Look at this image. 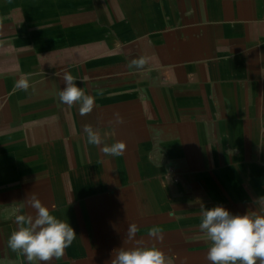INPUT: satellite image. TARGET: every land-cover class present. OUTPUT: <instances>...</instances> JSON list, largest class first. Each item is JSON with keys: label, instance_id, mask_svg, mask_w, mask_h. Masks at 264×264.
<instances>
[{"label": "crops", "instance_id": "obj_1", "mask_svg": "<svg viewBox=\"0 0 264 264\" xmlns=\"http://www.w3.org/2000/svg\"><path fill=\"white\" fill-rule=\"evenodd\" d=\"M66 72L90 114L59 100ZM86 124L124 154L89 144ZM33 194L77 234L51 264L153 245L211 264L200 205L259 213L264 196V0H0V264H28L8 239Z\"/></svg>", "mask_w": 264, "mask_h": 264}, {"label": "clouds", "instance_id": "obj_2", "mask_svg": "<svg viewBox=\"0 0 264 264\" xmlns=\"http://www.w3.org/2000/svg\"><path fill=\"white\" fill-rule=\"evenodd\" d=\"M148 63V58L141 56L129 62V68L142 69ZM66 84L59 92V100L69 107L79 105L81 116L90 114L95 108V97L85 93L83 88L76 84V77L70 73L62 76ZM16 88L27 91L30 87L28 80L20 79ZM99 94H103L100 90ZM115 124H122L123 119L115 113ZM87 142L99 147L104 155L122 156L126 144L116 141L107 144L106 138L112 133L101 134L98 128L90 124L83 127ZM28 205L35 210V215L18 214L15 217L17 229L10 234L9 248L23 255L28 264H51L53 259L59 260L65 250L76 239L73 227L65 221L58 219L50 209L43 205L35 194L27 198ZM259 205L260 212H247L246 214H232L223 206L206 208L200 205L201 222L199 229L203 232L210 247L207 251V260L211 264H264V196L253 201ZM55 208V205L52 206ZM19 213L20 209L17 208ZM138 231L136 224H130L127 231L128 240H133ZM149 237L162 241L163 229L153 226L148 231ZM111 264H168V258L160 248L155 245L150 247H132L114 250Z\"/></svg>", "mask_w": 264, "mask_h": 264}]
</instances>
